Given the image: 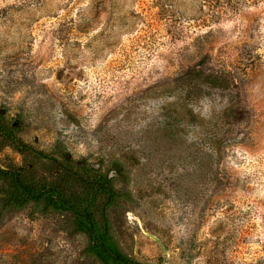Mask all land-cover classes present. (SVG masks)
<instances>
[{
    "label": "rangeland",
    "instance_id": "374dc122",
    "mask_svg": "<svg viewBox=\"0 0 264 264\" xmlns=\"http://www.w3.org/2000/svg\"><path fill=\"white\" fill-rule=\"evenodd\" d=\"M201 119L226 122L216 148ZM0 122L21 143L2 168L65 195L112 180L131 259L264 264V0H0ZM41 208L0 199V264H100Z\"/></svg>",
    "mask_w": 264,
    "mask_h": 264
},
{
    "label": "trees",
    "instance_id": "16d2710c",
    "mask_svg": "<svg viewBox=\"0 0 264 264\" xmlns=\"http://www.w3.org/2000/svg\"><path fill=\"white\" fill-rule=\"evenodd\" d=\"M253 67L254 57L246 54ZM217 88H222V84L217 83ZM227 109L222 112L219 121H223L227 115ZM211 120L201 119V137L204 144L216 148L222 139L217 138V130L221 129L226 122L216 123ZM217 127V128H216ZM0 138L19 149L21 143L14 135V128L0 122ZM38 153V152H37ZM39 157L49 159L47 155L38 153ZM115 167L117 166L114 164ZM113 165V166H114ZM116 169V173L120 170ZM95 177V176H94ZM0 181L6 184V189L0 193L1 205L5 209H21L30 202L39 203L42 213L66 212L72 217L75 230L85 234L88 238L87 252L94 256L100 264H145L126 256L117 246L109 233V223L106 210L114 205L118 194L114 191L111 179L105 175L102 181H87L83 178L81 195L64 192L54 183L46 184L36 182L31 179L24 168L13 166L2 168L0 166ZM100 195L104 196L101 208V221L95 218V207Z\"/></svg>",
    "mask_w": 264,
    "mask_h": 264
}]
</instances>
